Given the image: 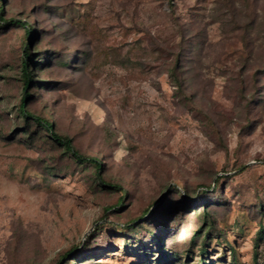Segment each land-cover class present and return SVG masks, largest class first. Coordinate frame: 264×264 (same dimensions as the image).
Segmentation results:
<instances>
[{
	"label": "rangeland",
	"instance_id": "1",
	"mask_svg": "<svg viewBox=\"0 0 264 264\" xmlns=\"http://www.w3.org/2000/svg\"><path fill=\"white\" fill-rule=\"evenodd\" d=\"M3 3L0 264H264V0ZM12 19L38 32L28 109L123 192L21 118Z\"/></svg>",
	"mask_w": 264,
	"mask_h": 264
},
{
	"label": "trees",
	"instance_id": "2",
	"mask_svg": "<svg viewBox=\"0 0 264 264\" xmlns=\"http://www.w3.org/2000/svg\"><path fill=\"white\" fill-rule=\"evenodd\" d=\"M4 0H0L1 8L3 6ZM234 13V12H233ZM3 8L0 10V20H3ZM224 15V14H223ZM234 19L231 18V20L228 22L230 26L233 25V29H241V32L244 31V39H248L250 41V47H251V57L249 60H247V65L250 67H254L256 65V59L253 57L256 50L254 49L252 45V40L251 37L253 33L256 31L258 28V23L256 20H248L246 22H239L236 19L235 14H233ZM227 22V20H224V22ZM11 24L15 25H20L25 31H24V42H23V48H24V58L22 62V80H23V98L21 100L20 106H19V111L20 114L22 115L21 118L25 121H32L33 123L36 124V126L39 128L40 131H43L46 133L47 137H49L53 143L57 144L59 147H61L67 154H69L77 163L81 165H85V167H90L96 172V178L102 187L105 189L111 190V191H118V192H123V188L120 185L112 184L104 180L103 176L101 175V170H102V163L98 160V158H93V157H86L83 156L79 151L75 148L73 144V140L67 136L61 135L56 131V127L51 120H49L46 117L38 116L37 114L31 112L27 104L28 102L32 99V94L30 93V89L32 86L37 84V81L34 78V74L30 71V64H31V59L34 57L33 52H31V41H32V36L38 34L36 31V25L35 24H30L29 22H22L21 20L17 19H12L8 21ZM261 30H262V35L264 38V25H261ZM31 36V37H30ZM38 36V35H37ZM36 37V36H35ZM263 46H264V41H263ZM180 61L181 58L177 57L173 64L171 65L170 70L168 71V74L170 76V79L174 83V87L179 91V94L181 97H183L185 93V85L183 80L180 78ZM262 70L259 73L264 72V57H263V64H262ZM36 66V65H35ZM258 72V70H257ZM117 207H122V202L118 204ZM116 207V208H117ZM115 209V208H114ZM149 210H147L146 213H148ZM210 215L204 211L203 215V222L204 223H209L210 221ZM134 224H132V227ZM208 226V224H207ZM211 224H209V227ZM201 233V232H199ZM208 234V233H206ZM208 236V235H207ZM198 236H196L197 238ZM204 263V262H203ZM202 263V264H203Z\"/></svg>",
	"mask_w": 264,
	"mask_h": 264
}]
</instances>
